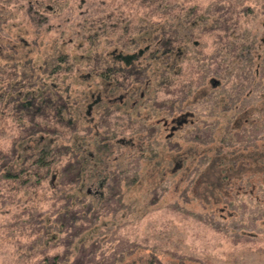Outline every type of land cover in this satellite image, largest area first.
<instances>
[{"label": "rangeland", "instance_id": "374dc122", "mask_svg": "<svg viewBox=\"0 0 264 264\" xmlns=\"http://www.w3.org/2000/svg\"><path fill=\"white\" fill-rule=\"evenodd\" d=\"M180 1L174 4V11L177 8L184 11L191 3H199L191 24H196L197 12L201 9L211 5L227 7L215 9L218 18L214 26L207 23L196 32H189V28L180 31L179 24L182 22L178 25L173 23V29L180 32L179 36L183 39L179 41L180 37H173L174 43H177L175 58L183 56L187 41L194 45L191 48L193 52L189 49L192 53L186 54L187 62L182 65L185 76L193 77L196 81L189 93H176L177 90L181 91L180 84L172 81L168 86L171 92L162 93L160 98L153 99L157 103L161 98L170 97L174 108L180 102L178 100L185 97L181 108L188 106L189 109L185 108L182 119L184 123H192L196 127L194 130L184 128V131L180 129L175 132L172 142H177L179 150L159 148L156 156L145 152V157L140 158L137 181L128 188L124 187L122 200L125 207H121L115 200L104 203L103 195H100L102 187L98 182L108 166L110 169L115 166L117 158L127 155V158L134 160L140 155L142 144L138 139L142 132L136 133L141 128L135 129L134 118L127 122L124 117L111 115L110 129L118 133L115 141H120L124 147L118 149L112 146L113 153L99 151V161L93 158L84 171L86 190L92 193L96 204L103 206L98 212L93 210L92 217L89 216L92 226L84 233L90 235L96 230L95 237L100 244L93 246L94 253L103 256V264H111L122 254L127 257L122 264L127 261L133 264H205L201 259H209L215 264H264V0ZM149 5H154V2L0 0V79L7 78L11 73V76L15 75L14 69L22 68L26 60H32L38 66L48 59L54 62L57 54L60 56L65 53L69 61L60 66V77L65 81L62 86L71 85L72 97H77L74 92L77 89L78 93H89V98L87 94L83 102V113L86 114L87 108V112H90L89 124L94 127L95 123H99L95 107L98 98L110 104L116 97L124 96V92H130L128 86L131 82L122 75L123 83L119 84H123V89L116 88L110 92L116 83L112 80L110 83L102 81L96 77L102 70H94L93 63L99 57L96 48L101 44L96 42L95 46H98L94 48V43L91 44L88 38L96 32L108 37L103 38L105 47L101 48L109 59H117L120 54L122 57L137 53L140 48L128 52L117 41H113L109 33L115 34L117 30H122L124 24H129L134 33H140L142 27L151 31L149 23L144 24L141 18L145 13L143 8ZM174 14L171 17L175 19L178 14ZM138 19L139 26L135 24ZM135 36L141 42H148L141 34ZM130 39L123 38L122 41L128 43ZM149 53L135 60L136 64L144 65ZM214 54L218 55L219 60L221 58L222 66H225L223 70L215 69L217 61L212 58ZM198 59L199 68L209 70V75L201 76V68L197 69ZM174 70L178 73L180 68L175 67ZM153 71L145 76L141 70L140 84H130L140 86L136 94L144 91L143 85L146 87L149 81L156 78L157 66ZM174 89L176 91L172 92ZM139 97L134 96L129 102L133 105ZM146 100V97L143 98L136 108L143 116L149 117L148 109H141L145 108ZM94 112L97 115H93ZM179 113H175L174 117H180ZM155 115V118L148 119V123L162 119L160 112ZM39 119L38 122L32 120L27 132L46 127L52 131L59 126L52 119L47 121L45 112L41 113ZM167 123V128L173 124L170 120ZM99 125L96 130L104 135L108 130L105 131L103 124ZM131 130L135 133L131 134ZM229 130L238 132L232 142L225 140ZM126 136L131 137L130 141ZM194 136L199 141L190 139ZM14 137L12 130L0 122V144L6 146ZM199 160L202 161L199 162L198 170L190 178L189 173ZM94 167L103 173L95 176L97 172L93 170ZM177 169L178 173L172 176ZM160 185L161 190L158 188ZM50 193L48 190L47 196H44V207L51 203L47 202ZM36 195L41 193L25 198L20 195L23 199L14 200L12 206H0V222L14 211L29 207L31 202L28 198H35ZM96 215L97 219L93 221ZM87 219L80 218L78 221L83 224ZM1 235L7 238L10 234ZM10 240L0 239V264H10L14 256ZM92 240L89 242L92 243ZM59 241V246L64 248L62 241ZM156 241L161 244L154 249ZM121 244L127 245L121 249ZM147 244L152 249L145 247ZM131 245H135V249H132L134 252L128 253L127 248H132Z\"/></svg>", "mask_w": 264, "mask_h": 264}, {"label": "trees", "instance_id": "16d2710c", "mask_svg": "<svg viewBox=\"0 0 264 264\" xmlns=\"http://www.w3.org/2000/svg\"><path fill=\"white\" fill-rule=\"evenodd\" d=\"M152 1L154 5H149L148 8L145 6L143 8L145 13L141 17L144 24L149 23L151 31L142 27L139 29L140 33H134L133 30H130L129 24H124L122 30H117L115 34L109 33L112 40L117 41L116 43L127 49L128 52L140 48L137 53L126 54L122 57L120 54L117 59H109L108 54H104V49L101 48L104 44V41L102 42L103 38L108 37L100 36L96 32L88 38L91 44L94 43V48L101 44L99 48H96L99 57L93 63L94 70H102L96 76L102 81L110 83L109 81L112 80L116 83L115 88L110 89V92H113L116 88H121L123 84L119 83H123L121 80L124 79L123 76L130 79V84L136 83L137 85L140 84L141 70L147 76L148 72L153 73L155 66H157L156 78L149 81L146 87L143 85L145 90L139 94L136 93L140 90V86H130L129 84L127 86L130 92H124V96L116 97L110 104L105 103L103 98H98L99 100L95 105L98 115L95 112L93 113V115L98 116L99 120V123H95V128L89 124L88 115L90 112H87V108L86 114L83 113V102L87 94V98H89V93L85 94V91L78 93L79 90L77 89V91H74L77 97H72L71 85L62 86V82L65 83V81L60 77V66L67 60L69 61L65 53L60 54V56L57 54L54 57V62L48 59L38 66L32 60H26V65L14 69L16 71L15 75L11 76V73L7 78L0 79V122L15 134V137L9 141L10 144L6 146L0 144V206H12L15 201L21 200L23 197L32 196V194L38 192L41 193L39 196L36 195L35 198H28L31 202L29 207L24 208L22 211H14L0 222V239H12L14 256L11 258L10 264H103V256L100 257L101 255L94 253L93 246L100 244L98 238L95 237L96 230L90 235L84 233L91 225L89 220L92 217L93 210L96 209L98 212L103 207L96 204L95 199H92V193L86 190L84 171L91 164L90 160L97 159L99 151L113 153L115 151L111 152L112 146L118 149L124 147L120 141H115L118 133L110 129L109 118L111 115L117 114L119 117H124V121L127 122H129V119L134 118L133 122L137 126L135 129L141 128L136 133L142 132V136L138 139L142 144L140 155L136 156L134 160L127 158V155H124L123 158H117L115 166L112 169L108 166L107 171L100 175L102 177L98 182L102 187L100 195H103L104 203L115 200L116 204L121 207H125L122 200L125 195L124 187L128 188L129 185L137 181L139 176L138 167L142 157H145V152L147 151L151 156H156L159 148L179 150L177 142H172L175 132L180 129L184 131V128L195 129L194 124L184 123L182 119L186 113L185 108L189 109L188 106L181 108L185 97H181L178 100L180 102H177L178 104L174 108L172 107L173 101L169 99L170 97L168 99L166 97L161 98L157 103L153 99L160 98L163 95L162 93L167 92L168 94L169 91L171 92L168 86L172 81H178L180 84L181 91H176V89L172 91H176V93L182 91L189 93L190 88L193 87L196 81L193 77L185 76L182 65L187 62L186 54L193 52L191 48L194 45L187 41L185 43L187 48H185L183 56L178 57V59L175 58L174 50L177 43H174L173 39L175 38L173 37L176 36L177 39L180 37L179 41H183V39L179 36L180 32L177 33L173 29V23L178 25L182 22V24H179L180 28L178 30L180 31L183 28H189V32H196L200 30L201 25L204 26L208 23L214 26L218 18L215 9L220 10L227 7L219 5L221 7L219 8L211 5L207 9L198 10L200 12H197L198 20L195 21L196 24H191L194 11L199 7V3H191L188 9L184 11H180L178 8L174 11V4L179 0ZM174 12V15L178 14L175 19L171 17ZM140 19L135 24H138ZM132 23L134 24V20ZM136 34L146 37L148 42H141L135 36ZM123 38L131 39L130 42L125 43L122 41ZM96 42L98 45L95 46ZM22 46H24L23 43ZM142 46H144L143 49ZM149 51L150 53L145 57L144 65L136 64L135 60L141 59L143 54ZM216 54L212 56L213 60L217 61L215 69L223 70L225 66H222L221 58L219 60ZM199 59L198 70L201 68H199ZM175 67L180 68L178 73L174 70ZM208 71L201 68V76L209 75L210 71ZM25 72H28L29 75H26ZM250 77L246 76V78ZM134 96L147 98L144 102L145 108L141 109H148L149 117L143 116L142 112L137 111L138 108H136L143 98L136 99L137 101L133 105L129 102ZM169 103H171L170 107ZM42 112L47 114V121L52 119L53 123L59 126L52 129V131H48L49 128L46 127L32 132L28 130L27 132L28 127L32 126V120L35 122L40 121L39 118ZM158 112L161 113L162 119H158L154 123H148V119L155 118V114ZM178 112H180V117H174V114ZM93 115L92 119L94 120ZM168 120L173 123L169 128H167ZM99 124H103L109 135H105L107 132H104V135L97 132L96 128L99 129ZM80 130L84 132L81 133ZM133 130H131V134L135 133ZM237 133L229 130L226 133L225 140L232 142ZM50 136L54 138H48ZM126 137L130 141L131 137ZM182 139L186 140L185 136H182ZM190 139L199 141L196 136ZM201 161L199 160L191 169L190 178L194 177ZM93 170L98 173L94 174L95 176L103 173L98 171L96 167ZM178 171L179 169L173 172L172 176L176 175ZM127 175L130 176L127 178ZM158 188L161 190L162 185ZM48 190L51 193L47 197V199L49 198L48 201L47 199L46 201L51 203L44 207L42 201L44 196H47ZM155 190L157 189L153 191ZM58 199H60L59 203H57ZM103 212L97 214L100 216ZM106 213L104 212V214ZM89 216L91 217L89 218ZM80 218L88 219L86 223L80 224L78 221ZM96 219L97 215L93 217V221ZM3 233L10 235L3 238L1 235ZM93 238L94 240H92ZM59 240L64 244V248L59 246ZM91 240L92 243L89 242ZM158 244L161 243L154 242L153 248L157 249ZM125 245L127 244H121V249ZM147 246L148 244L145 247ZM131 247L127 248L128 253L134 252L132 249H135V245H131ZM147 248L152 249L151 246ZM53 249L55 250L53 251ZM126 258V255L122 254L119 259L112 260L111 264H122ZM201 262L215 264L209 259H201ZM131 263L127 261L125 264Z\"/></svg>", "mask_w": 264, "mask_h": 264}]
</instances>
